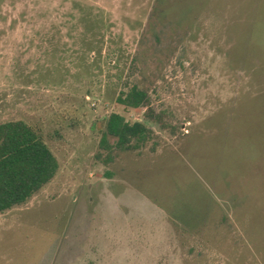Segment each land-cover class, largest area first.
<instances>
[{"label":"rangeland","instance_id":"obj_1","mask_svg":"<svg viewBox=\"0 0 264 264\" xmlns=\"http://www.w3.org/2000/svg\"><path fill=\"white\" fill-rule=\"evenodd\" d=\"M112 112L154 136L107 163ZM16 119L59 169L0 213V264H264V0H0Z\"/></svg>","mask_w":264,"mask_h":264},{"label":"trees","instance_id":"obj_2","mask_svg":"<svg viewBox=\"0 0 264 264\" xmlns=\"http://www.w3.org/2000/svg\"><path fill=\"white\" fill-rule=\"evenodd\" d=\"M116 102L126 109H136L147 106L149 96L133 85ZM147 111V120L164 126L160 115L151 107ZM153 136V130L145 123L130 121L117 112L110 113L100 139V148L107 151L105 162L113 160L115 148L137 150ZM58 169V160L39 131L21 119L0 122V213L25 204L55 177Z\"/></svg>","mask_w":264,"mask_h":264}]
</instances>
